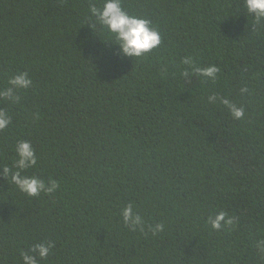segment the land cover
Here are the masks:
<instances>
[{
	"label": "trees",
	"instance_id": "1",
	"mask_svg": "<svg viewBox=\"0 0 264 264\" xmlns=\"http://www.w3.org/2000/svg\"><path fill=\"white\" fill-rule=\"evenodd\" d=\"M102 2L0 0V264L45 242L38 264H264V21L244 0H121L161 36L132 58L90 15ZM209 65L215 81L195 74ZM21 140L37 156L21 174L54 194L5 177ZM129 202L142 225L122 223ZM220 211L233 222L214 230Z\"/></svg>",
	"mask_w": 264,
	"mask_h": 264
},
{
	"label": "clouds",
	"instance_id": "2",
	"mask_svg": "<svg viewBox=\"0 0 264 264\" xmlns=\"http://www.w3.org/2000/svg\"><path fill=\"white\" fill-rule=\"evenodd\" d=\"M244 7L251 14L256 23L264 21V0H244ZM89 12L95 18L96 23L100 28L106 31V34L115 40L114 44L119 45L122 54L128 57H142L151 50L157 48L161 43L159 32L150 26V21L136 15L129 14L123 7L121 0H103L102 7L91 5ZM182 64L192 65L193 61L190 56L181 60ZM220 69L215 65L200 67L195 70V74L200 77L215 81L217 73ZM182 75L187 76L185 71ZM8 84L12 88L21 90L28 89L32 81L26 72H20L14 75ZM11 88H6L0 92V96L7 98L10 95ZM241 94L248 92L246 87L240 89ZM217 99L225 106L234 119H241L244 116V108L238 107L230 100L224 97H216L209 95L207 101L214 103ZM10 124V117L3 111H0V131L4 130ZM16 164L15 169L4 167L3 173L9 178L11 183L15 185L19 191L27 196L35 197L40 193L54 194L59 185L57 181L49 178L45 181L41 177L22 175L21 173L28 168H33L37 165V156L31 143L28 141H18L15 145ZM122 223L126 226L142 225L143 217L133 213V204L129 202L121 209ZM232 218L224 211L218 212L214 217L209 218L211 228L214 230H222L227 225L232 224ZM164 225L156 223L152 229L153 235L162 232ZM50 242L35 244L27 253L21 251V259L23 264H38V259L44 260L50 255V250L53 248ZM34 253V254H33Z\"/></svg>",
	"mask_w": 264,
	"mask_h": 264
}]
</instances>
